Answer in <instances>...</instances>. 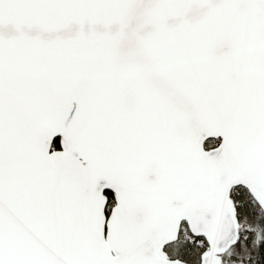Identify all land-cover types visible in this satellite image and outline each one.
Returning <instances> with one entry per match:
<instances>
[{
    "label": "snow or ice",
    "instance_id": "6c2138e0",
    "mask_svg": "<svg viewBox=\"0 0 264 264\" xmlns=\"http://www.w3.org/2000/svg\"><path fill=\"white\" fill-rule=\"evenodd\" d=\"M0 264H264V0H0Z\"/></svg>",
    "mask_w": 264,
    "mask_h": 264
}]
</instances>
